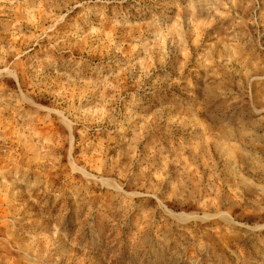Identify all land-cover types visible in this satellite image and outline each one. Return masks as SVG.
Instances as JSON below:
<instances>
[{
	"label": "rangeland",
	"instance_id": "rangeland-1",
	"mask_svg": "<svg viewBox=\"0 0 264 264\" xmlns=\"http://www.w3.org/2000/svg\"><path fill=\"white\" fill-rule=\"evenodd\" d=\"M0 264H264V0H0Z\"/></svg>",
	"mask_w": 264,
	"mask_h": 264
}]
</instances>
